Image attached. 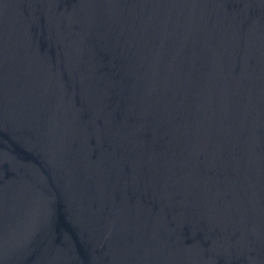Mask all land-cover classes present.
<instances>
[{
	"label": "water",
	"instance_id": "obj_1",
	"mask_svg": "<svg viewBox=\"0 0 264 264\" xmlns=\"http://www.w3.org/2000/svg\"><path fill=\"white\" fill-rule=\"evenodd\" d=\"M0 264H264V0H0Z\"/></svg>",
	"mask_w": 264,
	"mask_h": 264
}]
</instances>
